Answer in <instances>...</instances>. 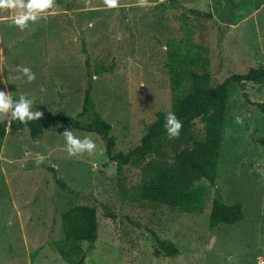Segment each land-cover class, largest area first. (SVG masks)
Wrapping results in <instances>:
<instances>
[{
    "label": "rangeland",
    "instance_id": "obj_1",
    "mask_svg": "<svg viewBox=\"0 0 264 264\" xmlns=\"http://www.w3.org/2000/svg\"><path fill=\"white\" fill-rule=\"evenodd\" d=\"M14 15L0 12V91L36 97L33 110L74 116L91 85L117 151L140 144L159 112L172 114L193 73L209 72L216 85L264 66V0H119L114 9L104 0H56L23 31L10 23ZM23 67L36 74L31 83L17 79ZM248 99L264 102V80L229 86L216 182H197L206 197L191 212L140 198L133 167L121 195L116 163L97 133L67 129L96 144L91 154L69 155L60 122L38 138L8 129L0 150V264H69L57 251L71 246L61 215L78 205L95 206L98 216L97 240L82 242L84 264H264V113ZM204 129L196 120L199 138ZM51 167L70 190L56 184ZM214 199L241 203L244 219L211 228ZM148 227L180 253L154 256Z\"/></svg>",
    "mask_w": 264,
    "mask_h": 264
},
{
    "label": "trees",
    "instance_id": "obj_2",
    "mask_svg": "<svg viewBox=\"0 0 264 264\" xmlns=\"http://www.w3.org/2000/svg\"><path fill=\"white\" fill-rule=\"evenodd\" d=\"M86 64L89 65L88 59ZM263 80L264 66L251 68L244 74H231L216 85H212L209 72L193 73L187 89L178 95L172 112L182 122L180 135L168 138L164 128L167 116L159 112L141 137L140 144L127 152L116 150V140L111 135L112 124L96 109L89 85L84 92L81 111L74 116L47 110L42 112L39 120L28 121L27 124L11 118L0 121V150L8 129H27L32 138H38L56 122H60L62 126L57 130L60 134L66 129L97 133L106 141L107 156L116 163L121 195H127L130 191L126 167H133L139 171L140 177L133 189L143 200L186 212L199 210L205 202L206 189L197 187V182L206 179L210 184H215L217 178L229 86L233 83L245 86L248 82L259 83ZM248 102L264 113V102L249 99ZM84 117L88 118L87 122L81 120ZM196 120L205 124L203 138L196 134ZM49 170L58 186L70 190L56 176L55 167ZM243 219L241 203L227 205L220 199L213 200L209 222L211 228L221 223L234 224ZM61 221L65 239L71 246L67 250L58 246L57 251L69 264H84L87 255L82 242L94 243L98 238L96 207L75 206L62 213ZM148 231L154 241V256L176 257L180 253L173 241L161 237L154 228L148 227Z\"/></svg>",
    "mask_w": 264,
    "mask_h": 264
},
{
    "label": "clouds",
    "instance_id": "obj_3",
    "mask_svg": "<svg viewBox=\"0 0 264 264\" xmlns=\"http://www.w3.org/2000/svg\"><path fill=\"white\" fill-rule=\"evenodd\" d=\"M104 5L108 9L118 8L119 0H104ZM55 6L56 0H0V12L5 10L9 13L15 12L10 23L21 31L42 19V14L54 11ZM17 79H26L28 83H31L36 79V74L29 67L18 68ZM40 91L43 92L44 88L41 87ZM36 99L34 96L28 97L25 95L13 99L9 93L0 91V116H8L7 114L10 113L12 120H18L23 124H27L28 121L39 120L42 112L33 110ZM236 120L237 123L241 122L240 117H237ZM164 128L168 138H175L180 135L182 122L175 114H169ZM63 135L69 155H78L85 152L91 154L96 149L95 142L87 136L81 139L67 129ZM44 159L45 157L40 155L37 164L43 163Z\"/></svg>",
    "mask_w": 264,
    "mask_h": 264
}]
</instances>
